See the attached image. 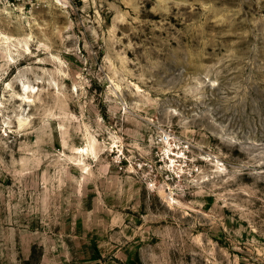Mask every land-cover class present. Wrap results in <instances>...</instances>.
<instances>
[{
    "label": "rangeland",
    "instance_id": "rangeland-1",
    "mask_svg": "<svg viewBox=\"0 0 264 264\" xmlns=\"http://www.w3.org/2000/svg\"><path fill=\"white\" fill-rule=\"evenodd\" d=\"M35 2L0 14V264H264V0Z\"/></svg>",
    "mask_w": 264,
    "mask_h": 264
},
{
    "label": "built area",
    "instance_id": "built-area-1",
    "mask_svg": "<svg viewBox=\"0 0 264 264\" xmlns=\"http://www.w3.org/2000/svg\"><path fill=\"white\" fill-rule=\"evenodd\" d=\"M35 1L36 0H0V14L10 17H20V15H24L29 8L34 9L36 6ZM175 149L177 150L176 152H174V149L167 148L164 157L167 161V175L171 176V169L172 171L175 170V178L178 179L182 177V172L188 165L187 154L189 147L186 146V148L182 150L180 147Z\"/></svg>",
    "mask_w": 264,
    "mask_h": 264
},
{
    "label": "trees",
    "instance_id": "trees-1",
    "mask_svg": "<svg viewBox=\"0 0 264 264\" xmlns=\"http://www.w3.org/2000/svg\"><path fill=\"white\" fill-rule=\"evenodd\" d=\"M40 259L41 257L36 256V247L33 248V252L30 256V258L28 259V261L25 262V264H39L40 263Z\"/></svg>",
    "mask_w": 264,
    "mask_h": 264
},
{
    "label": "bare ground",
    "instance_id": "bare-ground-1",
    "mask_svg": "<svg viewBox=\"0 0 264 264\" xmlns=\"http://www.w3.org/2000/svg\"><path fill=\"white\" fill-rule=\"evenodd\" d=\"M26 39H30V35H26ZM16 39H14V38H10V37H7V36H5L4 35V38H3V44H10L11 43V41H15ZM26 47H27V50H29V45H28V42H26ZM28 91V90H27ZM26 91V92H27ZM26 92H24V93H26ZM30 93H32V92H30ZM27 94H29V93H27ZM22 101H23V99H22ZM25 102V101H24ZM31 102V101H30ZM29 103V102H28ZM22 125V124H21ZM173 201H174V198H173Z\"/></svg>",
    "mask_w": 264,
    "mask_h": 264
}]
</instances>
